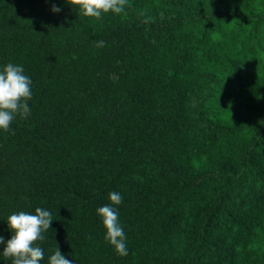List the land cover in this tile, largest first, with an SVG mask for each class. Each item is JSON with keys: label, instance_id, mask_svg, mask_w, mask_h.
Returning <instances> with one entry per match:
<instances>
[{"label": "trees", "instance_id": "obj_1", "mask_svg": "<svg viewBox=\"0 0 264 264\" xmlns=\"http://www.w3.org/2000/svg\"><path fill=\"white\" fill-rule=\"evenodd\" d=\"M0 264H264V0H0Z\"/></svg>", "mask_w": 264, "mask_h": 264}]
</instances>
